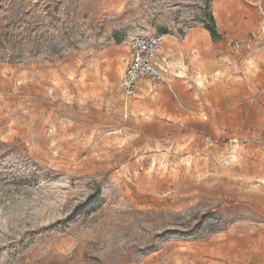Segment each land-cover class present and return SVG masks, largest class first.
Segmentation results:
<instances>
[{
  "label": "rangeland",
  "instance_id": "obj_1",
  "mask_svg": "<svg viewBox=\"0 0 264 264\" xmlns=\"http://www.w3.org/2000/svg\"><path fill=\"white\" fill-rule=\"evenodd\" d=\"M0 155V264H264V0H0Z\"/></svg>",
  "mask_w": 264,
  "mask_h": 264
},
{
  "label": "built area",
  "instance_id": "obj_2",
  "mask_svg": "<svg viewBox=\"0 0 264 264\" xmlns=\"http://www.w3.org/2000/svg\"><path fill=\"white\" fill-rule=\"evenodd\" d=\"M164 43V36L159 35L128 39V59L119 86L125 99L137 96L142 81H148L153 85L164 83L169 86L165 79V71L157 60V51Z\"/></svg>",
  "mask_w": 264,
  "mask_h": 264
},
{
  "label": "trees",
  "instance_id": "obj_3",
  "mask_svg": "<svg viewBox=\"0 0 264 264\" xmlns=\"http://www.w3.org/2000/svg\"><path fill=\"white\" fill-rule=\"evenodd\" d=\"M204 29L209 32V34L213 37L216 34V29L214 25V21L211 14L207 15V23L204 25ZM3 147V146H2ZM2 157V155H0ZM1 166L0 164V172H1Z\"/></svg>",
  "mask_w": 264,
  "mask_h": 264
},
{
  "label": "bare ground",
  "instance_id": "obj_4",
  "mask_svg": "<svg viewBox=\"0 0 264 264\" xmlns=\"http://www.w3.org/2000/svg\"><path fill=\"white\" fill-rule=\"evenodd\" d=\"M181 75H183V72L180 71L178 77H180ZM199 79H201V78H199Z\"/></svg>",
  "mask_w": 264,
  "mask_h": 264
},
{
  "label": "crops",
  "instance_id": "obj_5",
  "mask_svg": "<svg viewBox=\"0 0 264 264\" xmlns=\"http://www.w3.org/2000/svg\"><path fill=\"white\" fill-rule=\"evenodd\" d=\"M159 50H160V49H158V51H157V56H158Z\"/></svg>",
  "mask_w": 264,
  "mask_h": 264
}]
</instances>
